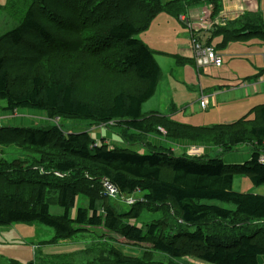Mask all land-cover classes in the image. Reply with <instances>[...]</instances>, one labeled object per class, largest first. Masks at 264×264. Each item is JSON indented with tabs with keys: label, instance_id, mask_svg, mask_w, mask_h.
I'll return each instance as SVG.
<instances>
[{
	"label": "trees",
	"instance_id": "trees-1",
	"mask_svg": "<svg viewBox=\"0 0 264 264\" xmlns=\"http://www.w3.org/2000/svg\"><path fill=\"white\" fill-rule=\"evenodd\" d=\"M106 1L29 0L20 24L0 34V101L5 102L0 111L30 109L61 120L98 124L113 121L112 126L141 134L159 132L163 127L170 139L215 143L224 150L249 142L254 145L252 158L242 164H227L220 157L176 155L167 147L139 152L111 146L104 139L96 140L89 130L67 133L59 125L6 128V135H19L23 141L8 138L2 146L17 148L15 151H35L40 157L36 170L29 167L32 177L15 179L14 175L22 172L19 158L7 159L1 157L5 149L0 152V225L43 224L53 228L54 237L48 241L53 243L71 239L79 232L85 234L87 227H103L119 234L125 243L144 249L141 257L109 249L103 255L107 264H167L151 257L154 251L170 258L190 256L211 264H261L264 230L259 229L253 235L243 232L250 228L249 222L264 220V195L236 191L233 184L236 174L248 177L255 186L264 184V162L260 161L264 147V105L254 109V119L246 116L213 127L177 123L166 115H144L143 104L155 94L161 68L153 50L137 36L147 31L163 11H174L178 17L183 11L179 3L184 0H177L175 8H169L175 0H110L111 4ZM221 1L187 0L184 4L187 7L189 2L196 6L210 2L218 12ZM2 9L0 5V13ZM98 26H105L106 31L95 39L93 36L88 42L95 43L85 44L80 50L99 58L107 69V78L97 77L99 66L88 77L74 82L66 61H49L51 45L56 40L62 41L58 43L62 45L64 40L60 36L71 37V31L81 36L77 45L89 37L88 31ZM220 30H224L221 49L233 40L255 37L264 41V23ZM116 45L121 46L120 57L113 59L109 53ZM262 74L264 68L256 77ZM39 167L45 172L50 170L52 176L59 178L58 182L34 178L37 173L42 175ZM102 180L112 184L117 190L115 195L139 193L142 198L128 211L119 212L109 203L101 213L96 207V197L79 192V186L82 182L93 186ZM23 184L27 185L24 190ZM57 190V199L48 197L49 192ZM105 193L107 196L110 192L107 189ZM80 194L90 198L89 207L77 206ZM108 197L117 198L114 194ZM204 200L231 203L234 208ZM53 205L63 212L53 213ZM76 207L78 210L73 214ZM146 207L162 210L165 215V209H170L175 220L173 226L179 231L167 236L163 228L166 219L139 226L137 220ZM216 219L227 221L232 228L229 225L225 228V223L215 224ZM239 223L243 225L235 226ZM97 262L98 259L91 264Z\"/></svg>",
	"mask_w": 264,
	"mask_h": 264
},
{
	"label": "rangeland",
	"instance_id": "rangeland-1",
	"mask_svg": "<svg viewBox=\"0 0 264 264\" xmlns=\"http://www.w3.org/2000/svg\"><path fill=\"white\" fill-rule=\"evenodd\" d=\"M31 1V0H30ZM167 1V0H165ZM107 4H111L110 0L106 1ZM177 0L172 1L169 8L175 3ZM261 10L260 12L264 13V0H259ZM213 4V3H212ZM0 5L3 6V9L0 13V34L6 33L7 31L17 27L20 22L22 21L23 16L25 15L27 8L29 6V0H0ZM104 5V4H103ZM174 8L176 6H173ZM187 9V7H185ZM183 10V9H182ZM205 9H203L204 11ZM204 13L207 14V11L205 10ZM182 14V13H181ZM179 14V16H181ZM185 14V13H184ZM161 15H167V16H173L172 18H175L177 21H179L176 13L174 11L166 12L163 11L159 17L154 19L153 23L150 25V27L147 29V31L139 34L137 37L141 39L145 44H147L151 49L154 50V54L156 56V59L159 60L161 66L163 67V70L166 71L170 67H167V63L170 60V57H163L159 56L162 52L165 53H176L175 52V46L178 44V31L180 30L181 35V47L182 45L184 48H187L190 52L192 46V41L188 37V33L186 32V26L181 24L180 22H170V19H168L166 16ZM187 15V14H186ZM188 16V15H187ZM186 17V16H185ZM180 18V17H179ZM187 18V17H186ZM206 19L203 20L202 28H205L206 25ZM104 23V21H103ZM177 24V25H175ZM208 25V23H207ZM193 29L197 30L196 27H193ZM106 31V27L104 26L101 28V26L96 27L93 30H90L87 32L88 38H83L84 42H80L76 45V42L81 39V36L77 35L76 31H71V37L67 36H60L61 39H63L62 45L58 44L62 41L56 40V43L54 45H51V53L48 57L50 62L56 61L57 59L59 61H66L72 71V80L74 82H80L83 76L88 77L90 75V72L97 70L99 68L97 77H99L101 80L107 78V69H105L104 64H101L99 58L93 57L88 52H85L84 50H80L85 44L91 43L93 45L95 41L88 42L93 36L94 39L98 36V34L104 33ZM191 31V30H190ZM189 31V32H190ZM258 41V40H257ZM221 42V41H220ZM243 43V42H242ZM56 44V45H55ZM214 44H217V40L215 38ZM71 47V48H69ZM245 47H248V50L251 51H258L260 47L258 46V43L256 41H251L250 43L246 44ZM65 48H69L68 51H63ZM236 48V47H234ZM120 50L121 46L116 45L113 47V51L109 53L110 57L113 59H116L120 57ZM224 50L223 52H225ZM236 51V50H235ZM223 54V53H222ZM224 59V69L226 68L228 70V73L234 74L231 71H229L231 68L235 70L233 66V62L231 56H226L225 54L222 55ZM240 57L236 56L235 58ZM240 59V58H239ZM258 60H260V57H257ZM242 60V59H240ZM251 62H255L253 58L250 57ZM257 61V60H256ZM261 61V60H260ZM44 65V64H43ZM48 63H45V66H47ZM232 65V66H229ZM260 68H264V64L261 61L260 62ZM241 73L246 74V72H249L250 66L246 63H241ZM194 68V65L192 66ZM215 67V66H213ZM212 69L208 66L207 70ZM223 69V70H224ZM218 71H221L222 68L217 69ZM251 73V71H250ZM248 73V74H250ZM195 74V83L198 86V89L196 93H198V97H200V79L202 80L203 77L206 75L205 69L201 73L200 79H198V73L194 72ZM19 75V74H17ZM241 76V75H240ZM18 76H15V79ZM234 77L236 80H241V78L238 79V75L234 74ZM193 83V80L191 81ZM134 86V83H132ZM131 86V85H129ZM206 88V87H204ZM188 94L192 93L191 96L187 93L182 95V98L186 100L185 102L189 103L188 109L184 108L186 110L185 115L190 116L189 122L196 123V120L198 118L201 119V123L199 125L204 124H211L213 123V118L215 116H218V118L221 119H231V116L228 115V109L226 107L218 106V108L213 107V102L211 103V107L208 108L206 111L203 110L200 106V101L197 99L193 100V103H191V99L195 97L194 89L189 88ZM5 102L0 101V106H4ZM183 110V111H184ZM183 112L181 113L182 116ZM213 117V118H212ZM49 125H59L61 128H63L67 133L69 131H84L89 130L92 132V135L94 133H97L100 128H98V123L93 122H85L80 120H61L58 118H53L48 115L46 112L42 111H32L30 109L26 110H18L16 112H8L6 110L0 111V152L5 149L4 155H1V157L7 158V159H14L19 158L21 162V173L14 175L15 179H23L25 177H32V171L29 169V167H32V170H36L37 168V159L40 157V154L35 151L31 150H17V148L11 149L6 148L5 146H2L1 143L6 141V139L11 138L12 140H20V143L23 141L22 137L19 135H16L15 137H12L10 135H6V128H12V127H27V126H34V127H40V126H47ZM122 130V139L123 142H131L136 141L139 138L134 139L132 135H129L126 131H124V128L121 127ZM95 139V138H94ZM252 147L251 144L248 145V149L251 151ZM245 150V151H247ZM219 155L218 153H214L210 155V157H215ZM12 161V160H9ZM40 171L42 172V175L36 174L34 178L38 179V181H50V182H58L57 176H52V173L50 170L45 172V169L43 167H39ZM235 177L237 178L235 187L239 190H244L246 187V184L243 181H240V179H243L245 176L242 174H236ZM248 179V178H246ZM24 181V180H23ZM249 181V180H248ZM37 183V182H33ZM44 184H47V182H42ZM22 187L23 190L26 188L27 185L23 184ZM104 188L101 190L100 188ZM101 192H100V190ZM106 184L104 180L102 182L93 184L88 182H82L79 186V192H85L88 193V196H95L96 197V207L97 209L103 213L104 212V206L107 204H112L116 207L117 211L124 212L128 211L130 208L136 206L138 203V200L142 198V196L138 194L134 195H128V194H121L115 195L117 198L115 199H109V195H113L112 193H109L106 196ZM235 190V189H234ZM238 191V190H236ZM239 192H245V191H239ZM253 193V192H252ZM102 195H105V198H102ZM59 196V191H52L48 193V197L51 199H57ZM85 194H80L78 198V207H89L90 204V198ZM208 203L213 204H219L224 205V207L232 208L231 203L226 202H220L217 200H204ZM78 208L76 207L73 209V214L77 212ZM51 211L53 213L59 214L63 212V209L59 206H51ZM167 212V215L164 214L162 210H150L148 207H146L142 213L140 218L137 220L139 226L145 225L147 223L161 221L166 219V224L163 225L164 233L167 236H170V234L177 233L179 231V228L174 225V219H172V213H170V209H165ZM169 213V215H168ZM188 229V226H185ZM174 228V229H172ZM192 229V228H191ZM54 237V230L51 227L45 226L40 223H13L8 225H0V264H66V263H76V264H91L95 260H99V262L95 264H107V259L105 258L104 252H108L109 249H121L126 254H130L136 257H141L144 254V249L141 247H137L135 245L127 244L126 241L117 233L109 232L106 228L103 227H87V232L85 234L78 233L77 236L71 238V239H60L58 242H48L50 239ZM95 247L93 251H86L88 248ZM151 257H153L156 260H160L163 262H166L167 264H201L203 263L199 259H195L194 261L191 260L193 257L190 256H184L179 259L170 258L164 253L154 251L151 253ZM105 262V263H104Z\"/></svg>",
	"mask_w": 264,
	"mask_h": 264
},
{
	"label": "crops",
	"instance_id": "crops-1",
	"mask_svg": "<svg viewBox=\"0 0 264 264\" xmlns=\"http://www.w3.org/2000/svg\"><path fill=\"white\" fill-rule=\"evenodd\" d=\"M186 1L187 0H184L179 3V6L183 9L181 15L187 14L189 19L194 23V27L197 25V30L187 27L179 18L180 16H178L179 21H177L175 18H172L173 16H161H166L168 19H170L169 23L180 22L181 24L185 25L187 30L186 32L188 33V37L191 41L192 36H194L205 44L211 43L210 45L214 46L219 54L231 56V62H233V66L236 69L233 70V68H231L229 71L235 75H238V79L241 78V80H236L234 74H230L226 68L224 69V59L221 66L206 64L199 68L196 59L194 58L195 53L193 41L191 43L192 48L190 52L187 48H184L183 45L182 48H180L182 34L179 30L177 35L179 37V42L175 46L176 53L162 52L160 54L159 52V56L170 57V60L166 65L167 67H170L169 69L164 71L159 60L156 59L154 54L155 59L161 68V76L156 87L155 94L143 104V114L146 116L153 113L161 116L166 115L167 118L177 123L203 127H213L218 124L232 123L246 116H248V118L254 119V109L264 105V74L256 77L260 71L263 70L260 68V62L262 61L264 64V41L260 38L251 37L249 39L233 40L224 49H221L219 46L224 40V34L222 33L224 30L220 29L226 27L229 30H232L247 23H264V13L260 12L261 6L259 0H222L220 3L221 9L218 12L217 10L215 11V6L210 2H205L204 4L197 6L192 5L191 2H189L187 3V9H185L184 3ZM203 9L207 11V14L204 13L205 10L203 11ZM206 17V25H203L205 28H202L203 20L206 19ZM215 38L217 40L216 45L214 44ZM251 41H256L258 43V46L260 47L258 51H251L247 49L248 47H245V45ZM224 50L226 51L223 52ZM236 56L240 57L235 58ZM250 57L253 58L255 62L249 61ZM257 57H260L261 61L258 60ZM241 63H246L250 66L249 72L247 71L246 74L241 73ZM193 65L194 68L192 67ZM208 66L212 69L207 70ZM220 68H222V70L218 71L217 69ZM204 69L206 75L201 80L200 76ZM194 72L198 73V79H200V97H198V93H196L198 86L195 83L196 79ZM192 80L193 83L191 82ZM189 88L194 89L195 93V97L191 99V103H193V100L197 99L200 101V107L205 111L211 107L212 102L213 107L215 108H218V106H221L222 108L226 107L229 110V117L231 116V119L233 120H228L227 118L221 119L218 118V116H215V118L212 117L213 123L211 124L199 125L201 123L200 118L196 120V123L189 122L190 116L185 115L184 113L186 112L184 108L188 109L189 103L185 102L186 100L182 98L183 94H188ZM191 94L192 93L188 94L189 97ZM203 95L207 96L205 106H202L201 104ZM182 112L183 114L181 116ZM98 128H100L99 130L101 131H98L93 135L92 132H90L92 137L100 141L104 139V141L111 146L114 145L118 147L129 148L139 152H149L153 149H163L167 147L170 148L176 155H183V153H186L189 156H204L208 158H212L210 155L218 153L219 155L215 157L222 158L227 164H242L249 161L252 158L254 149L253 144L246 142L236 145L231 150H224L215 143H196L188 140L170 139L167 137L166 132L164 133L162 131H153L150 134H141V132L137 130L127 129L126 127H124L127 130L126 132L129 135H132L133 138H138L139 136H142L143 138L124 143L123 140H121L122 132L120 130L122 129L120 127H117L116 125L111 127L105 126L104 124H99ZM160 128L164 129L163 127ZM250 144L252 147L251 151L247 150L248 145ZM261 149L263 150L262 155H264V147ZM246 178L248 177L245 176L243 179H240V181H243L246 184V188L244 190H239L235 187L237 180L236 177L234 178L233 188L238 191L253 192L264 195V184L261 186H255L249 178ZM232 208H234V206ZM218 223H225V228L229 225L225 220L221 222L220 220L216 219L215 224ZM257 224H259V226ZM242 225V223H239L235 226ZM247 225L250 228L245 230L243 234L253 235L259 231V229L264 230V220L258 222L252 221ZM229 226L232 228L231 225ZM191 260L194 261L195 259L192 258ZM259 261L261 264H264V255L259 258ZM202 262L203 263L201 264H211L205 261Z\"/></svg>",
	"mask_w": 264,
	"mask_h": 264
},
{
	"label": "built area",
	"instance_id": "built-area-1",
	"mask_svg": "<svg viewBox=\"0 0 264 264\" xmlns=\"http://www.w3.org/2000/svg\"><path fill=\"white\" fill-rule=\"evenodd\" d=\"M180 19L182 20V22L187 27L193 29L194 23L189 19V17L187 15H181ZM192 41H193V48H194V53H195L194 58L196 59V62L198 64L199 68H201V66H204L206 64H213L215 66H221L223 64V57L221 54H219L216 51L214 46L209 45V44H205V43L201 42L200 40H198L194 36H192ZM206 99H207V96L203 95L202 102H201L202 106L206 105ZM113 124H114V122L112 121V122H109L108 124H104V125L105 126H112ZM161 131L164 133L166 132L162 128H161ZM260 161L264 162V155H261ZM109 188L111 189L110 193L116 194L111 185H109Z\"/></svg>",
	"mask_w": 264,
	"mask_h": 264
},
{
	"label": "bare ground",
	"instance_id": "bare-ground-1",
	"mask_svg": "<svg viewBox=\"0 0 264 264\" xmlns=\"http://www.w3.org/2000/svg\"><path fill=\"white\" fill-rule=\"evenodd\" d=\"M105 184L107 186L108 191L111 192V189L109 188V185L112 186V184H110L108 181H105ZM112 188L114 189V192L117 193V190L113 186H112Z\"/></svg>",
	"mask_w": 264,
	"mask_h": 264
}]
</instances>
